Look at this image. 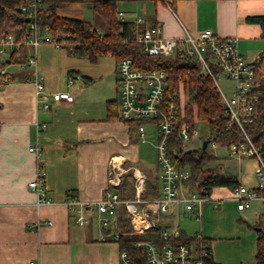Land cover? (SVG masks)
Wrapping results in <instances>:
<instances>
[{
	"label": "crops",
	"instance_id": "obj_1",
	"mask_svg": "<svg viewBox=\"0 0 264 264\" xmlns=\"http://www.w3.org/2000/svg\"><path fill=\"white\" fill-rule=\"evenodd\" d=\"M126 1L133 2V9L118 10L126 22L134 21L139 12L146 25L158 24L166 38L181 40L186 34L196 36L207 29L220 37H235L238 51L248 63H257L264 49L263 29L256 20L264 16V0ZM61 12L58 11V16L70 17ZM83 14L84 10L81 11ZM82 17L74 19L84 20ZM14 34L20 47L6 49L0 56V62L4 63L10 77L8 83L0 79V264H120L119 245L108 240L121 229L118 217L113 219L107 230L109 233L104 235L93 218L85 226L77 225L65 201H94L107 188L117 190L124 198H131L132 187L123 176L119 178L118 186L111 187V180L112 172H130L132 169L147 177L143 197H157L160 183L154 125L146 124L144 137L140 139L136 132H131L129 125L108 118L107 104L116 99H113V88L117 61L113 56L101 55L95 62H90L86 58H77L72 53L73 48L66 54L51 50L54 58L59 56L62 62L59 67L54 64L46 66L41 49L45 46L39 44L34 49L23 43L24 38L17 39L18 34ZM61 45L52 47L60 50ZM32 55L36 57L35 66L10 71L11 66L27 61ZM103 56L113 59L114 67H104L98 62ZM65 74L73 81L72 84V81L65 82ZM35 75L41 79L45 92L69 93L73 97L72 102L50 101V107L42 109L32 82ZM65 84L67 89H63ZM232 90L233 85L231 93ZM182 94L186 98V102L181 104L184 109L188 97L186 92ZM210 144L218 145L222 151L217 155L207 152L215 158L204 168L212 170L215 175L236 180L238 187L254 190L257 161L253 158H229L226 145L216 141ZM33 146L41 149L40 160L46 171L43 187L49 203L40 206H36V196L28 187L37 163L36 157L28 151ZM112 164L116 169L111 168ZM207 202L216 203L218 209L223 204V211L229 217L233 211L240 214L234 220L239 219L237 225L245 229L248 236L252 228L256 237L259 231L264 233V201L253 200L247 208L240 210L233 198V189L215 187L202 204L201 217ZM121 211L124 212L122 208L118 212ZM181 214L182 206L172 207L163 217L165 227L174 229L172 220ZM204 214H210V207ZM47 221L51 224L44 223ZM196 230L191 237L184 234V238H192L200 232L214 260L211 250V241L214 245V240L205 237L201 222ZM254 244L256 247V239Z\"/></svg>",
	"mask_w": 264,
	"mask_h": 264
},
{
	"label": "built area",
	"instance_id": "obj_2",
	"mask_svg": "<svg viewBox=\"0 0 264 264\" xmlns=\"http://www.w3.org/2000/svg\"><path fill=\"white\" fill-rule=\"evenodd\" d=\"M44 8L45 5L41 0H28V5L24 7L28 23L23 43L34 49L41 43L60 46L56 37L51 36L46 28L41 29L38 26L37 13ZM118 20L126 22L122 12H118ZM130 23L134 41L139 45L142 56L158 57L162 61L170 62L186 60L197 67L196 71L210 78L217 88L222 112L227 119V127H236L240 133V138L229 144L228 157L253 158L258 163L254 173L255 189L237 187L233 190V198L237 200L240 210L247 208L253 200L264 201V159L247 132V127L253 124L257 117L256 62L248 63L242 58L235 37H220L207 29L196 36L186 34L179 40L164 37L161 34V27L158 24L146 25L143 16H137ZM95 33L100 38L104 34L97 30ZM15 38V34L11 32L0 39V56L4 55L6 49L15 50L20 47ZM263 54L264 49L260 57ZM35 63V56L32 55L26 64L18 65L24 69L27 66H35ZM185 72L191 74L190 69H186ZM0 73L7 74L5 67ZM220 77L233 83L229 98L219 88ZM7 80L4 78V82ZM32 82L35 85L36 98L44 110L50 107V101L70 103L73 100L69 93L45 92L37 75ZM185 86L187 87V84L184 85L180 81L177 88L172 89L169 72L163 67L143 68L136 66L130 57L121 58L116 63L117 121L129 126L131 123H137L135 132L140 139L144 137L145 125L149 123L154 125L160 193L157 197H143L147 178L141 171L132 169V178L129 180L133 190L131 198H124L117 190L107 188L104 194L94 201L81 202L77 199L65 201L74 222L79 226H85L90 218H93L100 231L108 230L113 219L118 217L119 209L122 208L135 232L141 233L160 228L159 237L163 244L159 245L154 241H136L133 244L137 250L146 255L145 264H209L207 261L210 251L200 232L195 233L192 238L176 241L179 232L166 228L163 219L172 207L182 206V214H194L196 220H199L202 204L209 198L206 195H199L194 187L186 184L190 177L189 171L177 168L169 155V144L175 133L180 137L182 148L185 141L197 138L198 135L193 121L189 123L184 118L180 104ZM28 151L36 157L37 162L34 178L28 183V187L36 196V206L48 204L43 187L46 171L40 160L42 151L38 146L29 147ZM111 168L116 169V166L112 164ZM127 173L112 172L111 187L119 185L120 177L127 179ZM44 223L51 224L50 221ZM117 237L118 233L113 234L112 238L116 240ZM101 239L105 238L101 237ZM119 262L134 264L126 251L119 252Z\"/></svg>",
	"mask_w": 264,
	"mask_h": 264
},
{
	"label": "trees",
	"instance_id": "obj_3",
	"mask_svg": "<svg viewBox=\"0 0 264 264\" xmlns=\"http://www.w3.org/2000/svg\"><path fill=\"white\" fill-rule=\"evenodd\" d=\"M120 1L122 0H41L45 8L37 13L38 26L41 29L46 28L49 34L56 37L60 44L71 45L72 53L77 58H86L90 62H95L101 55H110L118 62L121 58L130 57L136 66L165 68L169 72L172 89H176L180 81L184 85L187 84V87L184 88L188 97L187 105L183 109L184 118L187 122L192 123L194 114L198 120L206 121L211 133L210 138L207 139L209 144L216 141L228 147L229 144L238 140L240 133L236 127H227V119L218 104V93L209 77L200 74L195 69L197 67L186 60L170 62L169 60L162 61L158 57L141 55L140 47L134 41V35L131 32L132 24L118 20L117 3ZM173 1L175 0H169V3H173ZM73 3L88 4L93 15L101 18L106 28L101 38L95 33L89 22L58 16V11ZM27 5L28 0H0V39L10 32L18 34L17 39L24 38L28 23L27 12L24 7ZM256 20L263 29L261 35L264 38V16ZM3 66L4 63L0 62V70ZM186 69H190L191 74H186ZM4 78L8 79L7 82H4ZM0 79L3 83L10 82V77L7 74L2 75L0 73ZM255 81L258 83L256 87L258 93L257 117L253 124L247 127V132L264 159V54L256 63ZM107 110L108 118L117 119V98L107 104ZM137 126V123H131V132H135ZM169 155L177 168L189 171L190 177L186 184L189 187H194L199 195L209 196L215 187H228L233 190L238 187L236 180L215 175L212 170L204 168L215 158L209 155L206 150L200 155L183 152L180 137L176 133L172 136L169 144ZM117 219L121 226L118 237L116 240L113 238L108 240L117 242L119 252L126 251L134 264H145L146 255L137 250L133 244L136 241H154L159 245L163 244L159 237L160 228L138 233L133 230L124 212H118ZM185 239L179 235L176 241ZM254 259V264H264V233L261 231L257 233ZM207 262L217 264L212 259L211 254Z\"/></svg>",
	"mask_w": 264,
	"mask_h": 264
},
{
	"label": "rangeland",
	"instance_id": "obj_4",
	"mask_svg": "<svg viewBox=\"0 0 264 264\" xmlns=\"http://www.w3.org/2000/svg\"><path fill=\"white\" fill-rule=\"evenodd\" d=\"M120 9L124 11H131V9H133V2L126 0L120 1L119 3H117V10ZM82 10H84L83 15H81ZM61 13L64 15H69L70 17L68 18H78L83 16L82 18L90 22V24H92V26L97 31L102 32L105 30V26L103 25L101 18L97 15L93 16L91 10L89 9V5L86 3H73L68 7L64 8V10H62ZM137 15H140V13L138 12ZM41 45L45 46L44 48L41 47V49L43 52L42 59H44L43 62L44 65L46 66H49V64H54L59 67L60 63L62 62L59 56H55L54 58L53 56L54 53L51 50L62 51L60 52L61 54L64 53L66 54V52L72 49V46L71 45L68 46V44L66 43H63L61 45V48H59L60 50L55 49L50 44L41 43ZM38 55H39V50L37 51V56ZM35 61H36V57H35ZM98 62L102 63L104 67H108V66L109 67L111 66V68L114 67V60L111 59L109 56L101 57ZM22 63L26 64V61ZM19 69H20L19 65L16 64L11 66L10 71L12 72L13 70H19ZM63 76H65V82L68 83L72 81L71 79L66 78V74ZM108 78L110 77L108 76ZM72 83L73 81L71 82V84ZM218 85L221 91L223 92V94L229 98L233 84L230 81L224 79V77H220L218 80ZM213 86L217 91V88L215 87L214 84ZM63 89H67L66 84L63 87ZM181 97L182 99L180 101V104H183L184 102H186V98L184 94H182ZM114 98H117L116 87L113 88V99ZM218 104L221 107L219 94H218ZM193 126L198 132L197 138H193L192 140L185 141L183 152L191 151L192 154H195L194 150H196L198 146H201L203 140L209 139L211 133H210L209 125L206 123V121L198 120V118H196L195 115H193ZM150 139H153V137H150ZM206 151L217 155L218 152L222 151V149H220L218 145L216 147L215 145L209 144ZM127 174H128L127 179L126 178L125 179L127 183L130 185L129 180L132 178V170ZM207 204H210L208 205V207H210V214L208 216L204 214L205 210L208 208ZM216 205H217L216 203H212V202L205 203V205L202 208L203 212H202L201 221L196 220V218H194L193 215H188V216L182 214L175 215L174 219L172 220L171 227L174 228L175 230L182 231L183 234L181 235L183 237H185L184 234L191 237L194 234L193 232L198 231L196 229L200 227V222H201L205 237L209 238L210 240H214V245H213V241H211V250L213 252V258L215 262H217L218 264H254L255 263L254 242L256 239L255 229L252 228L251 230H249L250 236H248L245 229L237 225L239 219L237 221L234 220L235 219L234 217L235 216L239 217L240 214L233 211L230 212L231 216L229 217L224 212L225 209L223 208V204L220 209H218V206ZM108 233L109 231L107 230L102 231V234L104 235Z\"/></svg>",
	"mask_w": 264,
	"mask_h": 264
},
{
	"label": "water",
	"instance_id": "obj_5",
	"mask_svg": "<svg viewBox=\"0 0 264 264\" xmlns=\"http://www.w3.org/2000/svg\"><path fill=\"white\" fill-rule=\"evenodd\" d=\"M208 144H209V140H203L200 149L199 150L196 149L194 151L199 152V155H200L207 148Z\"/></svg>",
	"mask_w": 264,
	"mask_h": 264
}]
</instances>
